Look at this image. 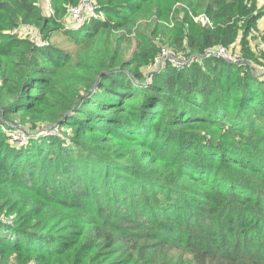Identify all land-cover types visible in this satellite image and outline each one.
<instances>
[{
  "label": "trees",
  "instance_id": "trees-1",
  "mask_svg": "<svg viewBox=\"0 0 264 264\" xmlns=\"http://www.w3.org/2000/svg\"><path fill=\"white\" fill-rule=\"evenodd\" d=\"M78 2L51 0L48 16L40 0H0V216L13 220L0 221V255L16 264H165L164 255L142 251L170 245L194 264H264V149L237 140L245 129L258 135L251 126L264 113V75L205 55L224 47L254 59L249 32H261L264 0H95L104 18L72 30L68 10ZM201 15L210 27L194 22ZM29 26L46 46L10 35ZM59 34L68 46L52 42ZM164 49L190 62H164L147 80ZM2 126L37 138L14 148ZM48 127L58 134L38 133ZM118 143L138 145L141 161L155 165L171 151L183 154L181 166L180 157L168 159L174 180L144 175V162L128 159ZM87 159L113 177L104 187H118L110 174L123 169L131 191L149 195L153 218L125 214L95 187L83 190L91 185L77 169ZM91 197L102 201L91 207L95 224L85 218L71 237L54 230L64 225L58 220L30 218L35 201L72 210ZM141 238L156 244L139 246Z\"/></svg>",
  "mask_w": 264,
  "mask_h": 264
},
{
  "label": "rangeland",
  "instance_id": "rangeland-1",
  "mask_svg": "<svg viewBox=\"0 0 264 264\" xmlns=\"http://www.w3.org/2000/svg\"><path fill=\"white\" fill-rule=\"evenodd\" d=\"M178 19H179V14H178ZM181 17V16H180ZM199 23V22H198ZM171 26V25H170ZM52 42L57 44L60 47H66L68 46V44L65 42V38L63 37L62 34H59L57 36H54L52 38ZM238 52V51H237ZM126 57L130 54L129 50H126L125 52ZM238 54H240L242 56V60L243 63L246 64V68H249V66L251 64H257L255 63L257 59L259 58V54L253 55V58H247L245 59L244 55H242V51L239 50ZM244 56V57H243ZM187 61V60H186ZM170 64V63H169ZM188 65V64H186ZM185 65V66H186ZM240 65V64H238ZM235 65V66H238ZM162 66V65H161ZM184 66V65H183ZM181 66V68L183 67ZM160 69L159 66H156L155 68L153 66H149L148 68V73H146V79L149 80V77L152 73H157L158 70ZM254 75L259 77L261 76L259 73L254 71ZM258 84V82H256ZM255 83V85H257ZM251 114L253 116H255L256 113L251 112ZM246 126H244L245 128ZM252 129L253 131H259L256 132L258 135L254 138H250L248 137L249 135H251L250 132L252 131H248L247 129L243 130L245 137H241L240 135H238L239 137H237V140H241L239 145H242L241 143H245L246 146H250V150L252 149L253 152L257 151V152H261L264 148V113H259L258 116L255 118V122L252 124ZM49 128V127H48ZM46 129H41L40 131H38L39 134L41 135H47L46 134ZM241 129V128H240ZM45 131V132H44ZM238 130H232V133L235 134L236 136V132ZM242 131V132H243ZM1 132H3L1 130ZM44 132V133H43ZM253 133V132H252ZM58 134V131H57ZM56 134V135H57ZM262 134V135H261ZM248 137V138H247ZM37 136L35 134H31L30 137H27L26 140L20 144L18 146V148H20L21 146H23L27 141L31 140V139H36ZM246 138V139H245ZM258 143V144H257ZM238 145V146H239ZM259 145V146H258ZM14 148H17L13 145H11ZM116 149H118L119 151H123L124 153L128 154L127 158L130 159L131 161H137L138 162H144L143 163V167H144V175L145 174H150L153 176H156L157 174H161L162 176H164V179H168L170 181H173L175 178V171L177 170V168H172L169 165L168 159L169 160H173L175 161L178 157H180L181 159L178 161V166L180 165V162L182 161V156L183 154L180 153L179 156L176 155V153H173L172 151L167 154V161L166 163L162 164V165H155L154 164V159L149 158V160L145 161H141L142 159V154L140 153V151L138 150L139 147L138 145L135 144H124L123 145L121 143L117 144ZM90 160L95 161V159H87L85 160L84 163L81 164V166H79V168L77 169V171L80 169V171L82 170L83 173L85 175H87V178H84L83 182H90L91 186H85L84 189H90V188H97L99 193L100 199L104 200L103 197H107L108 200H111L112 202L115 203V201L117 202L116 204H118V206H120L121 208L123 207L125 214H135V217H141L144 221L145 220H149L150 218H153V215H155L156 211L152 214L151 210H152V205L150 204L152 201L150 200L149 195L143 196L141 194H139L138 191H131L132 187V181L127 180L124 178L125 177H129L128 175H125V173L123 172V165L119 166V165H111V166H115L114 170H118V169H122L120 171H116V172H112L110 175L113 174L114 178L117 180L118 182V187H116L117 185L113 184H106V186L104 187V184L110 179L111 176H107L106 174H104L103 171H101V173L97 170L98 166L97 164H99L97 161L96 163H90ZM97 170V172H96ZM74 171V170H73ZM222 173V172H221ZM219 173V174H221ZM248 171L245 172L246 177L250 178V176L247 174ZM122 174V175H121ZM95 178V181H93L94 179L91 177ZM113 178V177H111ZM142 178V177H139ZM113 179V181L115 180ZM86 180V181H85ZM126 181L128 182V186L125 187L124 183ZM82 182V184H83ZM97 182V183H96ZM184 182L187 186L190 184L188 181H181ZM82 184H80V188L82 187ZM121 184V185H119ZM62 185H65L62 183ZM256 185V184H255ZM66 186H68L67 188H69V184H66ZM103 186V187H102ZM88 187V188H87ZM129 191H128V190ZM69 189H65V186L63 187V191H67ZM83 190H80L79 193H81ZM124 191H128L129 195H128V202L123 205V202L125 201L124 199L127 198L126 194L124 193ZM159 193V192H158ZM25 197L27 196V193L24 192ZM45 196V195H43ZM97 196V197H99ZM85 197L83 196L82 199H84ZM164 198V197H163ZM27 199V198H26ZM81 199V200H82ZM91 201L90 203L86 202L85 206H83L82 208L79 209H72V210H64L63 207L65 205H55V206H48L46 207L44 202L42 201H35L34 203V211L33 213L30 215V218L32 221H46L48 219L49 223L53 220L55 221H59L61 222V224H64L63 227H56L54 230L58 233V234H67V238L71 237V234L75 231H80L83 227L86 226L84 219L87 218L86 220H91L92 224H95V219L98 217L96 216L93 212H92V206L94 205L93 203H97V204H102V201L96 200L94 197L89 198ZM165 199V198H164ZM164 199H161V201H163ZM68 198H65L64 201L67 203H70L69 201H67ZM95 200V201H94ZM106 200V201H108ZM165 202V201H164ZM156 203V202H155ZM114 205V204H112ZM148 205L145 209V206ZM165 205V204H162ZM12 215V214H10ZM105 215L103 214V217ZM16 220L17 222H19V224H23L24 220L25 222H29L27 220V216H20L17 215L16 216ZM0 221L4 222L7 224V222H11L12 220V216H7V215H1L0 216ZM145 223V222H144ZM30 223L25 224L24 226H28L29 227ZM140 226L138 225L137 230H140ZM148 233L149 230H148ZM150 238H141L140 240H138V245L145 247V246H153L156 243L153 241H149ZM101 244V243H100ZM117 245H121L120 243H117ZM59 245H56V247H58ZM145 249V248H144ZM142 253L144 254V256H153L154 254H159V256H165L164 262L165 264H194L192 261H190V256H188L187 254L181 252V250L179 249H175L172 246H154V248H150L147 250H143ZM107 257L109 256H105V257H101V260H106ZM7 261V262H6ZM0 262H2L3 264H16L15 260L13 257L9 256V257H2L0 255Z\"/></svg>",
  "mask_w": 264,
  "mask_h": 264
},
{
  "label": "built area",
  "instance_id": "built-area-1",
  "mask_svg": "<svg viewBox=\"0 0 264 264\" xmlns=\"http://www.w3.org/2000/svg\"><path fill=\"white\" fill-rule=\"evenodd\" d=\"M41 3L47 7L49 15L52 14L51 9V0H40ZM250 6V5H248ZM103 19L104 16L102 12L98 9L95 0H79L78 4L71 7L68 10V22L69 27L72 30H77L82 27L86 22L92 19ZM194 22H199L202 26L210 27L211 23L204 15L193 18ZM10 35H18L20 38H28L30 41L36 43L40 47L46 46V42L42 40L38 30L34 27H20L17 30L10 32ZM249 35L252 38V46L256 54H264V36L261 32L255 29H250ZM206 56H214L219 58L229 64L238 65L242 64L243 60L240 54L236 51H230L224 47H219L213 50H208L205 53ZM164 62L170 63L176 67H181L190 62V59L186 61L178 54L173 53L167 49L162 50L158 58L155 59L153 67H161ZM245 64V63H244ZM249 68L252 71L259 73L261 76L264 75V64H251ZM1 130L10 136L9 143L15 147H18L22 144L27 137H30L31 134H28L24 129L11 126L10 129L4 128L2 126ZM47 135H56V129L46 130ZM45 132V131H44ZM43 132V133H44Z\"/></svg>",
  "mask_w": 264,
  "mask_h": 264
},
{
  "label": "crops",
  "instance_id": "crops-1",
  "mask_svg": "<svg viewBox=\"0 0 264 264\" xmlns=\"http://www.w3.org/2000/svg\"><path fill=\"white\" fill-rule=\"evenodd\" d=\"M41 7L46 15L49 16V12L44 3H41ZM258 29L264 34V17L258 22Z\"/></svg>",
  "mask_w": 264,
  "mask_h": 264
},
{
  "label": "water",
  "instance_id": "water-1",
  "mask_svg": "<svg viewBox=\"0 0 264 264\" xmlns=\"http://www.w3.org/2000/svg\"><path fill=\"white\" fill-rule=\"evenodd\" d=\"M49 129H53V127H49V128H47L46 130H49Z\"/></svg>",
  "mask_w": 264,
  "mask_h": 264
}]
</instances>
